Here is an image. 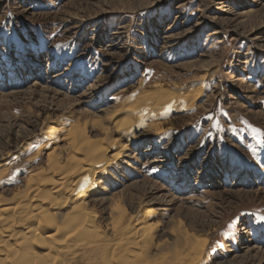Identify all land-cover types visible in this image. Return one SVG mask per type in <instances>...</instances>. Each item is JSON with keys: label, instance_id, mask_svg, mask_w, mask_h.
I'll return each instance as SVG.
<instances>
[{"label": "rangeland", "instance_id": "obj_1", "mask_svg": "<svg viewBox=\"0 0 264 264\" xmlns=\"http://www.w3.org/2000/svg\"><path fill=\"white\" fill-rule=\"evenodd\" d=\"M154 84L201 93L99 169L96 226L172 241L181 221L205 240L196 264H264V0H0V195Z\"/></svg>", "mask_w": 264, "mask_h": 264}, {"label": "bare ground", "instance_id": "obj_2", "mask_svg": "<svg viewBox=\"0 0 264 264\" xmlns=\"http://www.w3.org/2000/svg\"><path fill=\"white\" fill-rule=\"evenodd\" d=\"M200 93L201 89L188 93L165 90L154 84L137 101L133 100L135 105L128 98L120 115L108 117L102 130L104 137L93 139L84 131L85 125L83 128L79 125L80 129L69 128L61 140L70 143L48 151L45 168L29 174L23 188L10 198L0 195V264L199 262L205 240L190 233L185 222L180 221V226L171 229L172 241L162 237L154 241L153 227L144 220H138L134 226H113L115 237L111 239L96 226V215L89 208L86 195L95 186L99 169L123 156L136 127L157 130L161 116L189 108ZM129 105L130 109H124ZM125 209L119 202L111 203V214L122 216ZM249 254L242 260H253L255 256Z\"/></svg>", "mask_w": 264, "mask_h": 264}, {"label": "snow or ice", "instance_id": "obj_3", "mask_svg": "<svg viewBox=\"0 0 264 264\" xmlns=\"http://www.w3.org/2000/svg\"><path fill=\"white\" fill-rule=\"evenodd\" d=\"M253 131H256L255 129ZM260 219L264 221V216H261Z\"/></svg>", "mask_w": 264, "mask_h": 264}]
</instances>
